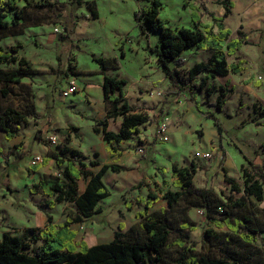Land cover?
Instances as JSON below:
<instances>
[{
	"label": "rangeland",
	"instance_id": "1",
	"mask_svg": "<svg viewBox=\"0 0 264 264\" xmlns=\"http://www.w3.org/2000/svg\"><path fill=\"white\" fill-rule=\"evenodd\" d=\"M92 1L96 5L97 18H93L87 8V2ZM160 1L158 17L172 28H193L191 5L196 7L194 11L200 14L201 22L211 25L214 32L217 27L202 5L217 17L223 15L219 0ZM230 1L233 5L223 19L225 27L231 30L228 39L234 38L236 30L240 29L247 34L248 42L233 55H227L226 61L238 63L242 70L208 80L210 94L207 95L205 87L197 88L203 73L191 82L196 88L194 94L174 86L164 76L151 51L158 44V33H141L134 20L137 8L147 6L148 2L17 0L20 19L12 12L7 13L6 20L12 23L16 19L17 24H11L8 30L0 33V48L16 47L18 55L28 60L37 73L26 75L19 84L6 85L8 95L0 96L1 109L12 107L26 114L25 121L17 125L15 139L19 142L11 145L0 132V237L4 231L21 235L26 229L21 227L25 224L23 217L30 218L36 210L52 213V221H63L67 216L75 215L73 203L62 202L49 209L43 205L46 196L29 191L31 184L44 173H57L54 165L53 168L33 170L32 166L36 164L31 163V157L39 155L43 158L55 147L67 146L100 163L115 161L123 166L120 172H106L102 178L110 195L99 201L101 212L71 226L77 232L75 241L84 240L90 246L110 241L120 220L125 224L123 231H128L129 227L136 229L139 220L135 213L143 209L142 200L148 192L159 197L149 211L168 209L160 197L167 190H176L171 185L172 164L196 163L194 185L209 187L223 198L236 199L243 194L242 190L231 189L224 180L223 169L240 189L243 187L240 166L249 170L246 161L240 163L241 157L252 160L264 172V75L262 80L257 79L263 73L264 65V0ZM226 43L222 42L224 50ZM210 52L209 49H188L179 61L169 64L184 75L194 63L206 60ZM93 57L118 60V68L108 69L105 74L125 79L123 90L127 102L149 117V122L140 126L138 134L114 144L120 153L116 156L106 151L101 133L93 131L94 126L101 129L100 121L103 120H106L108 130L117 131L121 121L120 117L106 119L108 104L103 100L102 74ZM68 65L73 73L65 76ZM71 81L75 90L64 96L62 92ZM220 87L226 91L225 104L217 110L211 105ZM32 102L34 107H31ZM195 102L199 103L198 109ZM209 113L221 124L220 136H217ZM159 121L166 122L167 141L156 136ZM50 136H56V146L51 143ZM140 143L144 146L142 152L137 150ZM205 152L210 153V157L197 156V153ZM97 168L89 169L96 171ZM83 186L84 183L79 181V192ZM247 199L248 214L256 227L264 229L261 212L264 198L258 201L247 196ZM126 204L130 205L129 209ZM183 207L181 203L168 211L174 228L183 221L180 215ZM245 212L234 210L238 215ZM188 216L196 225L188 234L198 255L220 256L219 249H226L224 239L230 236V246L248 249L256 258L262 256L264 230L255 234L249 246L237 235L230 234L225 225L217 227L218 223L209 221L199 208H191ZM208 228L220 231L219 238H205L203 232ZM176 236L172 231L169 241ZM176 256L177 248L171 246L166 250V263L173 264Z\"/></svg>",
	"mask_w": 264,
	"mask_h": 264
},
{
	"label": "trees",
	"instance_id": "2",
	"mask_svg": "<svg viewBox=\"0 0 264 264\" xmlns=\"http://www.w3.org/2000/svg\"><path fill=\"white\" fill-rule=\"evenodd\" d=\"M137 1L148 2V5L139 7L134 12L135 23L141 33H158V44L152 47L151 51L155 54L164 76L174 86L194 94L196 88L191 82L203 73L197 88L205 87L206 94L209 95L208 80L242 70L238 63L228 64L226 61L227 55H233L242 44L248 42L247 34L240 29L236 30L234 38L228 39L231 30L225 27L223 19L233 5L230 0H219L223 8V15L220 17L215 16L205 5H202L203 10L216 25V32L212 30L211 25L201 22V16L194 11L196 7L193 5H191L193 28H172L158 17L161 8L160 0ZM17 8V0H0V33L8 30L11 24L12 26L17 24L16 19H20ZM87 8L93 18L98 17L95 2H87ZM8 12H12L16 18L12 20V23L6 20ZM224 41H227L225 50L222 46ZM193 48L209 49L211 52L206 60H200L190 66L184 75L170 67L171 61H179L185 50ZM93 60L98 64L102 74V95L103 100L108 104L106 119L117 117L121 119L117 131L108 130L106 120L100 121L101 129L94 126L93 131L101 133V138L107 145L106 151L111 156H116L119 152L114 144L129 140L133 135L138 134L140 126L149 122V117L146 112L137 110L127 102L123 90L126 84L125 79L105 74L108 69L118 68V60L115 57H93ZM0 65H10L6 68L0 66L1 97L8 95L6 85L19 84L26 75L37 73L28 60L18 55L16 47H11L9 50L0 48ZM69 73H73L70 65L67 66L64 74L67 76ZM225 94V89L220 87L211 106L221 110L225 104ZM30 104L34 107L33 102ZM195 106L198 109L199 103L195 102ZM25 117L26 114L23 111L15 108H0V132L3 133L5 140L9 141L17 135V125L24 122ZM209 118L213 120L220 134L222 127L217 118L211 113ZM38 138L42 140L41 136ZM50 159L54 161L58 173L43 174L37 182L31 184L29 191L31 194L45 195L47 199L44 200L43 205L49 208L57 203L71 202L76 207V213L74 216H67L65 221L59 224L52 223L51 216L46 214V224L43 227L26 228L21 235L4 231L0 239V264H167L166 250L171 246L177 248V256L173 264H264V247L262 256L256 258L248 249L230 246V236L224 239L223 246L226 249H219L220 256L198 255L188 234L196 228L188 216L191 208L201 209L209 221L218 223L217 227L225 225L230 234L237 235L249 246L254 241L255 234L264 230L256 227L252 216L248 214L247 199V196H253L258 201L263 200L264 172L260 166L248 158L244 157L249 170L243 165L240 166L243 175L242 189L233 179L227 177V171L223 169L224 180L230 184L231 189L243 192L236 199L223 198L209 187L195 186L193 176L198 169L196 163L191 162L187 166L172 164L171 185L176 190H167L160 197L165 200L168 209L149 211L159 197L157 194L148 192L142 200L143 209L135 213V218L139 220L136 229L129 227L128 231H123L125 224L120 220L110 241L91 246H88L84 240L75 241L77 232L71 226L101 212L99 201L110 195L102 178L107 171L118 173L123 167L115 162L100 163L82 155L77 149L64 146L61 149L49 151L40 164L32 166L33 170H38ZM90 167L98 168L92 171ZM79 180L84 183L81 192L78 191ZM181 203L184 204L180 211L183 221L174 228L171 226L168 211ZM126 207L129 209L130 205L126 204ZM235 209L246 212L238 215L234 213ZM261 212L264 214V207L261 208ZM172 231H175L177 236L169 241ZM219 235L220 231L211 228L203 232L205 238L218 239ZM33 243L37 245L33 246Z\"/></svg>",
	"mask_w": 264,
	"mask_h": 264
},
{
	"label": "crops",
	"instance_id": "3",
	"mask_svg": "<svg viewBox=\"0 0 264 264\" xmlns=\"http://www.w3.org/2000/svg\"><path fill=\"white\" fill-rule=\"evenodd\" d=\"M216 78V77H215ZM257 85H259V84H257ZM196 107V106H195ZM197 108V107H196ZM214 125V124H213ZM215 126V125H214ZM216 131H217V128H216ZM217 136H220V134L218 133V131H217ZM18 139H15V137L14 138H12L10 141H8V142H10V144L11 145H14V144H16L15 142H19V141H17ZM106 144V143H105ZM55 146H56V144H54ZM107 146V145H106ZM140 146H142L143 147V149H144V146H143V144L142 143H140ZM55 149H56V147H55ZM52 150V149H51ZM51 150H49V151H51ZM49 151H48V153H49ZM117 152H119V150H117ZM48 153L42 158V160L43 159H45L46 157H47V155H48ZM109 153V152H108ZM120 154V153H119ZM118 154V155H119ZM242 159H241V162L240 163H243L244 161H245V159L243 158V157H241ZM42 162V161H41ZM113 162H115V161H113ZM112 163V162H111ZM116 164H118L117 162H115ZM38 164H40V163H38ZM106 164H109V163H106ZM53 165H54V167H55V164H54V161L52 160V159H50V160H48L47 162H46V164L45 165H41L40 166V168H43V167H47V168H53ZM120 165V164H119ZM122 166V165H121ZM123 167V166H122ZM39 168V169H40ZM38 169V170H39ZM50 170V169H49ZM56 171H57V173H58V170L56 169ZM107 172H109V171H107ZM44 174H56V173H44ZM173 179V178H172ZM39 180V179H38ZM79 181H82V180H79ZM78 181V182H79ZM83 182V181H82ZM83 188H84V186H83ZM83 188L81 189V190H83ZM42 194V193H41ZM45 196V195H44ZM47 199V198H46ZM45 199V200H46ZM57 204H59V203H57ZM56 205V204H55ZM54 205V206H55ZM53 206V207H54ZM53 207H51V208H49V207H47V208H49V209H52ZM150 209V208H149ZM191 210V209H190ZM189 210V211H190ZM188 211V212H189ZM47 215H52V213H47ZM23 219H25V224H23V225H21V227L22 228H29V227H43L45 224H46V213H45V211L44 210H36L35 211V213L34 214H32V215H30V218H24L23 217ZM66 219V218H65ZM65 219L63 220V221H61V220H59V221H52V223H54V224H59V223H62V222H64L65 221ZM51 220H52V217H51ZM11 227L13 226V225H10ZM0 239H1V237H0ZM94 245V244H93ZM88 246H90V245H88Z\"/></svg>",
	"mask_w": 264,
	"mask_h": 264
},
{
	"label": "built area",
	"instance_id": "4",
	"mask_svg": "<svg viewBox=\"0 0 264 264\" xmlns=\"http://www.w3.org/2000/svg\"><path fill=\"white\" fill-rule=\"evenodd\" d=\"M55 30L57 31V28ZM263 75H264V65H263V73L258 75L257 79L258 80H262ZM74 90H75V85H74V82L71 81V82H69V84L66 87V89L62 92V94L64 96H67L69 94H72L74 92ZM155 132H156V136L158 137L159 140H162V141H167L168 140L167 125H166L165 121H159L157 123ZM49 139H50L52 144H57L56 136H50ZM137 150L139 152H142L143 151V147L140 146ZM197 156L208 158V157H210V153H208V152H205V153H202V154L197 153ZM41 161H42V158L39 155H33L31 157V163L32 164H38V163H41Z\"/></svg>",
	"mask_w": 264,
	"mask_h": 264
}]
</instances>
